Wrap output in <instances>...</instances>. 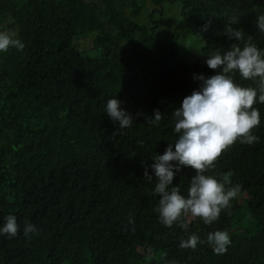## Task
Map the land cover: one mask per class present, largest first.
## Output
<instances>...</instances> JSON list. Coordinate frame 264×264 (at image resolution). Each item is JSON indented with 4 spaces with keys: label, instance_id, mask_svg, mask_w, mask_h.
I'll use <instances>...</instances> for the list:
<instances>
[{
    "label": "trees",
    "instance_id": "16d2710c",
    "mask_svg": "<svg viewBox=\"0 0 264 264\" xmlns=\"http://www.w3.org/2000/svg\"><path fill=\"white\" fill-rule=\"evenodd\" d=\"M99 1L107 24L83 0H0V21L25 45L0 53V228L9 215L19 226L13 238L0 234V264H264V103L254 104L258 141H237L204 173L240 188L213 222L229 233L225 253L213 251L210 224L199 217L182 218L187 230L160 222L151 169L179 138L173 112L200 89L199 76L221 70L207 66L209 56L249 40L264 51V0H177L204 42L202 64H188L154 28L130 19L138 1ZM233 16L241 40L225 34ZM89 38L93 56L80 49ZM229 75L258 89V79ZM112 98L132 115L130 127L107 115ZM156 109L162 119L149 123ZM195 174L182 168L169 190L187 197ZM26 223L38 229L31 239ZM192 234L201 241L195 250L181 248Z\"/></svg>",
    "mask_w": 264,
    "mask_h": 264
},
{
    "label": "clouds",
    "instance_id": "9594fccd",
    "mask_svg": "<svg viewBox=\"0 0 264 264\" xmlns=\"http://www.w3.org/2000/svg\"><path fill=\"white\" fill-rule=\"evenodd\" d=\"M238 18L233 16L225 29L229 39L241 40L243 33L231 27L237 24ZM211 20L203 30H207ZM258 30L264 32V14L257 18ZM13 33L0 31V53L7 52L10 47L23 50L24 43L14 38ZM210 69H221L217 74L198 79L202 81L199 90H194L186 96L179 108L173 112L175 132L179 138L174 144H169L164 154L156 155L151 169L158 181L154 193L158 194L160 222L166 227L174 223L185 230L189 221L182 218H201L205 224H211L219 219L222 210L230 208V201L239 191V186L226 187L225 183L213 176L205 175L222 153L234 143L254 144L259 137L253 134V129L260 125V112L254 104L264 103V51L254 43H245L243 48L233 44L231 50L221 55L219 52L206 60ZM238 72L244 80H257L258 89L241 87L236 84L230 73ZM117 98L109 99L106 103V113L113 122H118L119 128L130 127L133 117L121 107ZM142 115V113H137ZM162 119V113L154 110V117L149 123L157 124ZM191 168L195 175L191 179L187 197L181 194L178 186L171 187L177 172L182 168ZM144 176L149 181L153 175L145 168ZM129 223H132L130 220ZM19 226L16 218L9 215L6 223L0 228V234L8 238L17 236ZM29 233H37L38 229L32 224L24 226L25 237ZM199 236L192 234L182 240L180 247L195 250L200 243ZM207 242L216 254H223L231 244L229 233L217 230L207 235Z\"/></svg>",
    "mask_w": 264,
    "mask_h": 264
},
{
    "label": "rangeland",
    "instance_id": "374dc122",
    "mask_svg": "<svg viewBox=\"0 0 264 264\" xmlns=\"http://www.w3.org/2000/svg\"><path fill=\"white\" fill-rule=\"evenodd\" d=\"M83 1H85L92 11L95 12L97 17L100 18L99 21L101 25L109 22L110 14H108L107 8L100 3L99 0ZM132 1H138L139 10L129 15L130 19L135 20L138 24L145 26L149 30L154 28V37L174 48L188 64L204 63L201 51L204 42L198 34L193 22L183 17L181 5L177 0H163L159 5L151 0ZM153 10L157 12L150 16ZM6 22L0 21V31H6ZM79 44L82 51L87 52V54L91 56L94 55L95 52L91 50L92 38L81 40ZM224 227L215 222L206 226V230L209 234L210 232H215Z\"/></svg>",
    "mask_w": 264,
    "mask_h": 264
}]
</instances>
